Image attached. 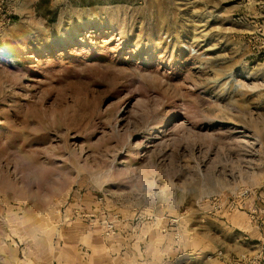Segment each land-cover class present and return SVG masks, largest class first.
<instances>
[{"label":"rangeland","instance_id":"rangeland-1","mask_svg":"<svg viewBox=\"0 0 264 264\" xmlns=\"http://www.w3.org/2000/svg\"><path fill=\"white\" fill-rule=\"evenodd\" d=\"M260 192L264 0H0V264H93L96 223L100 264L221 257Z\"/></svg>","mask_w":264,"mask_h":264},{"label":"crops","instance_id":"crops-1","mask_svg":"<svg viewBox=\"0 0 264 264\" xmlns=\"http://www.w3.org/2000/svg\"><path fill=\"white\" fill-rule=\"evenodd\" d=\"M251 198L253 196L239 200L237 210H241L243 216L247 217L238 222L237 227L240 225L243 229L240 228V234L235 236L236 242L222 247L225 253L221 257H217L212 249L204 253L189 251L171 255L163 250L165 244L162 243L157 252L148 251L146 249L149 245H153L150 232L143 228L131 230L128 226L127 229L119 230L111 241H105L101 235L105 243L101 244V247L103 245L102 248L109 250L113 255L110 264H226V258L233 254L257 257L264 254V229L261 225L264 224V192L256 193L254 202L250 201ZM72 234L75 238L65 242V245L78 251L83 260L92 255L95 258L93 264H100L99 223L90 225L89 228L80 226ZM176 243L178 244V241Z\"/></svg>","mask_w":264,"mask_h":264},{"label":"built area","instance_id":"built-area-1","mask_svg":"<svg viewBox=\"0 0 264 264\" xmlns=\"http://www.w3.org/2000/svg\"><path fill=\"white\" fill-rule=\"evenodd\" d=\"M261 225L264 229V224ZM225 262L226 264H264V254L252 258L246 255L231 256L226 258Z\"/></svg>","mask_w":264,"mask_h":264}]
</instances>
